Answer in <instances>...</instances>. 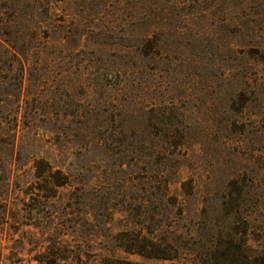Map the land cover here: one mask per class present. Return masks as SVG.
<instances>
[{
	"label": "rangeland",
	"instance_id": "1",
	"mask_svg": "<svg viewBox=\"0 0 264 264\" xmlns=\"http://www.w3.org/2000/svg\"><path fill=\"white\" fill-rule=\"evenodd\" d=\"M34 1L36 8L14 14L10 37L3 35L41 51L27 71L28 117L17 133L23 183L11 179L10 202L19 205V192L36 186L27 161L42 156L114 210L96 205L89 222L78 215L81 206L69 216L82 224L83 259L179 264L119 248L133 226L127 205L141 201L159 214L161 201L174 203L166 211L170 231L198 219L206 236L237 228L248 245L264 240V0H61L51 20L48 0ZM0 12L4 22L9 13ZM162 169L170 184L164 199L154 183ZM231 199L239 203L237 218L221 209ZM182 202L186 219L178 221ZM49 218L31 212L25 226L0 227V246L28 233L70 232V222ZM154 220L150 230L161 215ZM34 254L25 250L9 264H35Z\"/></svg>",
	"mask_w": 264,
	"mask_h": 264
},
{
	"label": "trees",
	"instance_id": "2",
	"mask_svg": "<svg viewBox=\"0 0 264 264\" xmlns=\"http://www.w3.org/2000/svg\"><path fill=\"white\" fill-rule=\"evenodd\" d=\"M60 2L62 1L48 0L46 2V14L50 16L47 20L52 19L51 14ZM71 3L74 5L72 1L69 2ZM35 5L34 0H4L0 5V11L4 9L9 13V17L4 22L0 17V181L2 182V185L0 184V227L13 222L25 226L22 219L25 218V214L32 212L36 216L48 213L51 221L59 216L66 222H70L71 230L64 233L54 230L39 236L29 233L25 236L21 235L18 240H11L13 242L10 247L0 246V264H9L12 256L25 250L27 253H35L32 257L35 264H122L109 256L98 257L93 261H89L88 258L83 259L85 243L84 240L79 239L77 234V229L82 224L70 221L69 216L74 215L76 207L81 206L78 215L82 216V221L89 222L91 218L93 221L96 218L93 214L96 205L110 212V215L114 210L108 201L97 200L95 194H92L94 188L89 184L82 186L75 184L71 179L73 178L71 174L53 166L47 158L34 155L28 158L27 163L30 164L32 171L31 182L36 186L31 185L30 188L27 187L19 192L23 195L19 205L9 200L11 179L23 183L18 174L20 172L18 168L20 164L19 147L24 141L18 139L17 133L23 119L26 120L28 117L22 111V104L26 105L29 101L25 92L28 90L30 81L27 74L31 65L30 58L39 55L41 51L31 42H13L5 40L3 35L10 37L14 14L27 11L29 8H36ZM2 13L0 12V16ZM70 18L71 21L75 20L73 17ZM35 30L32 35H36L39 29L36 27ZM62 33L68 32L63 30ZM83 35L84 32L80 31L76 36L81 40ZM152 38L150 35L146 36V40ZM1 136L5 139L2 140ZM2 149L7 151L6 155L5 152L1 154ZM167 173L164 169L154 173L156 174L154 183L160 181L162 184L157 189L163 199L169 197L170 184L164 179ZM181 189L185 195H191V190L185 193L186 189H189L188 184L183 182ZM260 196L261 191H257V198ZM84 200H89V202H84ZM232 200L234 199L222 202L221 209L222 212L237 218L240 212L239 203ZM180 204L176 218L178 221L186 219L183 216L184 210H182L184 203ZM169 205L174 206V203L161 201L159 210L161 213L159 214L155 212L156 210L150 209L146 201H141L138 205L128 204L127 214H132L134 220L128 222L127 225L132 224L133 226L122 232L124 242L119 245V248L129 255H136L144 260L176 261L179 264H264V240H254L255 246L248 245V240L244 239L246 235L241 234L237 228H231L226 234L216 232L206 236L204 232L202 233L206 227L205 222L197 219L196 222L188 220L186 223L189 227L185 231L180 228L170 231L171 228L166 224L168 219L166 211ZM55 206L58 207L57 210ZM260 206L261 204L259 208ZM205 210L206 207H203L200 213H204ZM11 212H14L16 217H13ZM159 215H161V220L155 224L156 228L150 230L152 226L154 227V218ZM34 228L38 229L36 226ZM99 232L103 233L102 230ZM207 238H210V242L214 245L212 249L205 244ZM5 249H9L8 255L3 254ZM124 264L145 263L126 261Z\"/></svg>",
	"mask_w": 264,
	"mask_h": 264
}]
</instances>
